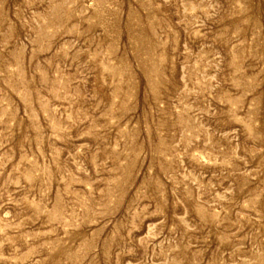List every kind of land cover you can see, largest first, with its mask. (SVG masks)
Wrapping results in <instances>:
<instances>
[{
  "label": "rangeland",
  "instance_id": "obj_1",
  "mask_svg": "<svg viewBox=\"0 0 264 264\" xmlns=\"http://www.w3.org/2000/svg\"><path fill=\"white\" fill-rule=\"evenodd\" d=\"M0 264H264V0H0Z\"/></svg>",
  "mask_w": 264,
  "mask_h": 264
}]
</instances>
